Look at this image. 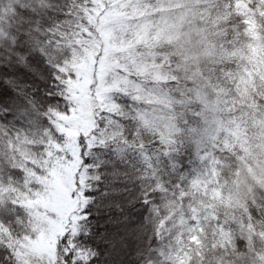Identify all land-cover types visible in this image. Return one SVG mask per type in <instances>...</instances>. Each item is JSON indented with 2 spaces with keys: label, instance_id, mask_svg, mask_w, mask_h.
I'll return each mask as SVG.
<instances>
[{
  "label": "snow or ice",
  "instance_id": "obj_1",
  "mask_svg": "<svg viewBox=\"0 0 264 264\" xmlns=\"http://www.w3.org/2000/svg\"><path fill=\"white\" fill-rule=\"evenodd\" d=\"M0 264H264V0H0Z\"/></svg>",
  "mask_w": 264,
  "mask_h": 264
}]
</instances>
